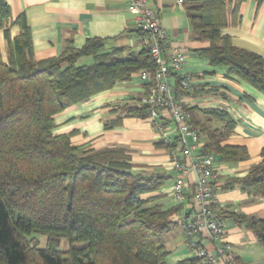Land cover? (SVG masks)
<instances>
[{
	"label": "trees",
	"instance_id": "1",
	"mask_svg": "<svg viewBox=\"0 0 264 264\" xmlns=\"http://www.w3.org/2000/svg\"><path fill=\"white\" fill-rule=\"evenodd\" d=\"M244 1L234 0L232 9L225 0L182 4L194 37L208 42L199 53L264 94L262 57L221 34L236 20ZM14 25L19 33L10 40ZM0 30L9 46L5 60L0 53V264H164L168 251L161 235L173 225L170 217L180 204L164 208L157 203L161 196L150 194L159 192L170 176L133 170L123 147L84 150L68 134L53 131L55 115L134 73L146 72L147 87L154 85L155 65L148 48L108 49L105 40L88 38L80 48L67 43L58 56L36 61L29 28L22 15L11 19L6 0H0ZM172 78L176 99L192 91L193 86L182 89L180 75ZM181 107L199 142L200 135L206 138L198 153L212 154L215 162L217 156L222 162L248 157L245 146L222 144L235 124L224 110L202 109L208 119L199 122L192 117L196 108ZM150 109L142 103L121 105L119 115L103 128L120 125L124 117L149 118ZM211 121L222 126L210 128ZM177 145L181 150L179 136L165 147ZM259 156L244 176L227 179L223 188L237 185L264 197V146ZM232 217L254 232L264 250V218ZM33 234L45 237L44 247ZM62 240L68 243L65 251L57 249ZM179 264H198V259Z\"/></svg>",
	"mask_w": 264,
	"mask_h": 264
},
{
	"label": "crops",
	"instance_id": "2",
	"mask_svg": "<svg viewBox=\"0 0 264 264\" xmlns=\"http://www.w3.org/2000/svg\"><path fill=\"white\" fill-rule=\"evenodd\" d=\"M11 19L22 15L31 38L34 60L56 57L67 43L80 48L88 38L105 40L106 48H127L137 52L144 45L137 32L136 13L130 0H6ZM234 0H225L229 9ZM146 6L155 12L160 26L166 31L168 45L165 56L172 51L184 55L182 74L194 77L192 91L179 94L178 102L185 108H196L192 117L206 122L202 109L224 110L234 121L232 133L222 144L242 145L248 152L244 160L222 162L216 157L213 183L216 201L224 222L223 241L230 244L235 260L240 264H264V250L255 234L234 221V215L264 218V197H254L235 185L223 186L227 179L244 176L260 160L259 151L264 146V94L233 76L223 65H211L199 51L208 47L207 41L197 40L191 30L182 1L146 0ZM236 20L221 30L230 42L239 48L252 51L264 61V2L257 5L246 0L238 5ZM19 33L18 26L10 27L12 40ZM0 53L5 60L9 53L8 41L0 30ZM173 85V78L169 80ZM147 84L134 73L126 81L115 83L110 89L92 96L87 101L67 107L54 117L55 133H65L80 149H102L120 146L127 150L133 170L170 176L159 192L157 203L164 208L175 206L171 194L174 174L170 155L179 154L180 146L166 148L178 137L175 125L168 117L161 121L150 118H122L120 125L104 130L103 123L115 119L118 107L139 104ZM210 128H220L221 123L211 121ZM200 135V143L205 142ZM190 144L191 140L186 139ZM164 142L163 145L160 144ZM194 174L191 173V178ZM186 209H179L170 217L173 225L161 235L168 254L164 264H179L194 258V250L187 241L179 222ZM197 244L212 250L214 243L202 235L192 238ZM261 247V248H260Z\"/></svg>",
	"mask_w": 264,
	"mask_h": 264
},
{
	"label": "built area",
	"instance_id": "3",
	"mask_svg": "<svg viewBox=\"0 0 264 264\" xmlns=\"http://www.w3.org/2000/svg\"><path fill=\"white\" fill-rule=\"evenodd\" d=\"M181 2L182 0H178ZM136 13V27L143 32L142 41L154 60L155 84L147 87L140 103L150 105L149 118L157 121L168 117L178 132L182 149L179 154L170 155V166L174 174L171 194L176 204L182 205L186 212L179 227L194 250L198 264H240L231 250L230 244L223 241L224 222L216 201L213 183L215 161L212 154L197 152L200 145L198 134L187 123V115L172 92L171 75L182 77L183 90L190 91L194 77L182 74L184 55L172 51L165 56L168 45L166 31L160 26L156 14L146 6V0H130ZM138 77L149 82L146 72L137 73ZM191 143L188 144L186 139ZM191 173L194 177L191 178ZM202 235L214 243L212 250L190 241Z\"/></svg>",
	"mask_w": 264,
	"mask_h": 264
},
{
	"label": "rangeland",
	"instance_id": "4",
	"mask_svg": "<svg viewBox=\"0 0 264 264\" xmlns=\"http://www.w3.org/2000/svg\"><path fill=\"white\" fill-rule=\"evenodd\" d=\"M33 237H35V238H37L38 239V241H39V245L41 246V247H44L45 246V237L44 236H40V235H38V234H33ZM261 248V247H260ZM57 249H59V250H61V251H65V250H67L68 249V243H67V241H65V240H62L61 242H60V244H59V246H58V248Z\"/></svg>",
	"mask_w": 264,
	"mask_h": 264
}]
</instances>
